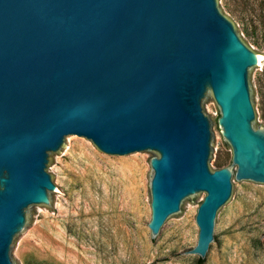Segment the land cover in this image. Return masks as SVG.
Wrapping results in <instances>:
<instances>
[{"label": "water", "instance_id": "obj_1", "mask_svg": "<svg viewBox=\"0 0 264 264\" xmlns=\"http://www.w3.org/2000/svg\"><path fill=\"white\" fill-rule=\"evenodd\" d=\"M256 55L219 0H0V264H15L33 210L55 204L52 157L70 139L152 157V237L201 200L186 253L207 263L237 181L264 186ZM210 97L233 175L213 170Z\"/></svg>", "mask_w": 264, "mask_h": 264}, {"label": "rangeland", "instance_id": "obj_2", "mask_svg": "<svg viewBox=\"0 0 264 264\" xmlns=\"http://www.w3.org/2000/svg\"><path fill=\"white\" fill-rule=\"evenodd\" d=\"M264 9V0H253ZM219 11L249 49L264 57V37L243 31L233 0ZM251 76L257 127H264V62ZM211 97L208 117L215 125L213 170L231 167V151L216 125ZM256 127V128H257ZM149 156L114 161L91 144L70 139L52 157L50 180L59 194L50 210H33V230L16 246L15 264H264V186L240 184L237 198L218 219L217 244L207 263L187 254L196 241L195 210L188 203L157 239L150 219ZM235 166L230 168L233 175Z\"/></svg>", "mask_w": 264, "mask_h": 264}, {"label": "trees", "instance_id": "obj_3", "mask_svg": "<svg viewBox=\"0 0 264 264\" xmlns=\"http://www.w3.org/2000/svg\"><path fill=\"white\" fill-rule=\"evenodd\" d=\"M253 0H233L234 8L239 21L242 23L243 31L248 29L250 33H260L264 37V9L253 5ZM200 263L201 260L197 259Z\"/></svg>", "mask_w": 264, "mask_h": 264}, {"label": "bare ground", "instance_id": "obj_4", "mask_svg": "<svg viewBox=\"0 0 264 264\" xmlns=\"http://www.w3.org/2000/svg\"><path fill=\"white\" fill-rule=\"evenodd\" d=\"M256 58L259 60V62H264V57H262L261 55L257 54Z\"/></svg>", "mask_w": 264, "mask_h": 264}]
</instances>
